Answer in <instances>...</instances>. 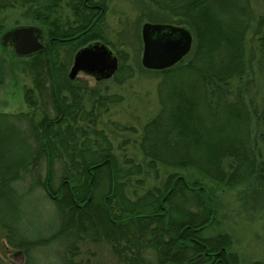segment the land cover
Here are the masks:
<instances>
[{
  "label": "trees",
  "instance_id": "obj_1",
  "mask_svg": "<svg viewBox=\"0 0 264 264\" xmlns=\"http://www.w3.org/2000/svg\"><path fill=\"white\" fill-rule=\"evenodd\" d=\"M21 1L18 3L22 5L31 0ZM150 1L173 14L177 18V21H173L174 24L188 27L192 40L196 41L199 48L195 55L199 61L205 62L206 67L195 66L188 60L189 62H179L172 67L158 70L164 75L166 82L170 83L159 84L157 90L161 88L168 101L181 93L183 102L175 101L161 106L150 123L145 124V146L142 154L146 159V168L152 170L159 165L186 169L194 171L203 181L222 186L229 185L230 181L243 182L250 179L252 170L248 154L239 138L230 135L233 115L229 113L231 115L227 117L230 118L228 122L203 106V99L215 74L213 59L217 55L222 58L217 68L228 65V55L231 54L228 45L233 42L229 44V37L223 33L226 32L227 23H218L215 29L223 36L221 40L212 43L211 36L200 38L202 35L199 29L202 23L209 21L212 8L218 5L215 1H223L220 3L223 4L227 0ZM244 2L246 4L247 0H241L234 6L230 4L231 9L242 8L241 4L244 5ZM11 4L13 3L0 0V8ZM37 5H40L39 2ZM78 5L79 7L74 6L72 10L80 26L62 29L51 24V28L45 31L50 38L49 51L37 52L23 60L32 77L34 76L33 84L37 94L47 89L45 81H49L48 97L54 115L49 116L42 108L40 117L34 119L33 111L26 121V130L17 126L19 115L15 121H7L5 114L0 115V229L7 232L10 244L23 247L27 254V247L34 246L32 244L37 240L44 242L59 237L64 240L60 264H81L69 255L74 253L77 242L85 237L109 244L116 259L123 264H149L144 257L147 250L154 252L156 264H232L224 236L217 234L206 237L201 234V231L214 222L213 194L204 182L199 179L189 181L182 174L169 173L164 179L161 191L155 196L154 204L144 210L138 209L122 193L123 182L115 180L116 162L108 138L95 128L92 132L98 135L99 142L86 136V127L82 121L87 113L85 110L76 112L75 109L82 101L81 90L66 78V66L58 65L55 51L60 45H73L76 50L94 39H100L107 46L108 42L93 29L94 25L78 33L86 29L85 23L91 21L89 11L81 3ZM32 7L31 10L42 21L44 14L40 13L41 9L34 3ZM100 19L102 18L97 19V22ZM71 29L73 32H70ZM62 38L71 39L59 40ZM118 70L111 77L114 81L120 73ZM62 93L69 95L70 102L65 101ZM26 94L27 104L38 109L34 90L28 89ZM67 119L71 121L65 124ZM62 123L65 125L62 126ZM160 124H164L165 128L158 132L155 127ZM190 131L196 135L192 139L188 138L191 136ZM215 136L214 143L212 137ZM96 144L100 146L93 148ZM63 155L67 156V162L63 165L64 172L58 186L53 189L52 164ZM215 159L222 162L229 159L227 176L223 169L220 171L221 175H215L211 171ZM41 160L45 164L42 177L33 172L39 167ZM25 173H31L30 182L25 181ZM98 182L102 186L100 185L101 189L95 195L93 190ZM36 186L57 207L56 211L61 218L58 228L46 239L40 236L27 239L19 233L18 206L14 204V195L20 196L18 203L31 206L25 196ZM0 264L4 263L0 260Z\"/></svg>",
  "mask_w": 264,
  "mask_h": 264
},
{
  "label": "rangeland",
  "instance_id": "obj_2",
  "mask_svg": "<svg viewBox=\"0 0 264 264\" xmlns=\"http://www.w3.org/2000/svg\"><path fill=\"white\" fill-rule=\"evenodd\" d=\"M6 1L13 4L0 8V33L13 23H37L45 31L51 28V24L62 29L80 26L78 19L68 10L71 2L66 0H31L41 9L40 13L44 14L45 20L42 21L31 10L33 8L31 1L22 5L18 3L22 2L21 0ZM99 1L105 5L106 11L96 24L95 30L97 29L101 37L107 40L112 52L118 55L117 57L115 54L116 70L119 69L120 73L117 74L115 81L111 79L112 76L108 79L95 80L82 73H78L70 80L81 90L82 101L75 109L76 112L85 110L87 113L82 121L86 127V136L99 142L98 135L92 132L95 128L101 130L108 138L116 162L115 180L123 182L122 193L130 204L138 209L144 210L154 204L155 196L159 190L161 191L164 179L169 173L182 174L189 181L199 179L204 182L213 194L214 222L201 231V234L206 237L217 234L224 236L232 264H264V0H247L246 4L245 2L244 5L241 4L243 7L240 9L231 7L241 0H227L223 4H220L223 1H215L218 4L213 7L216 12L212 8L209 21L202 23L199 29L202 35L200 38L211 36L212 43L221 40L223 36L215 29L218 23L223 22L225 25L227 23L226 32L221 31L229 37V44L233 42L232 45H228V49H231L228 65L217 68L222 58L217 55L213 59L216 66L215 74L211 78L213 82L207 86V95L203 99L204 108L217 113L221 119L229 122L230 118L227 117L233 115L230 135L239 138L251 163L250 179L243 182L230 181L227 186L203 181L194 171L186 169L159 165L152 170L146 168V159L142 154L145 146L143 138L146 135L145 124L152 120L161 106L175 101L183 102V99L180 97L181 93L174 95L176 98L169 101L167 97L164 98L162 89L158 91L157 86L169 84L170 81L166 82L164 75L158 70H149L141 65L140 27L144 22L174 24L173 21H177V18L150 0ZM37 2L40 5H37ZM175 25L188 29L184 24ZM72 46L60 45L55 51L58 65L66 66L65 76L72 56L77 50ZM198 49L196 41L192 40L189 51L172 66L189 60L195 66L205 68V62L199 61L195 55ZM25 59L26 57L15 56L0 46V115L5 114L7 121H15L19 115L17 126L22 130H26V121L32 116L33 111L34 119L40 117L42 108L49 116L54 115L48 97L49 81H45L47 89L37 94L33 84L34 76L32 77L27 65H24ZM28 89L34 90L38 109L27 104ZM62 95L66 102H70L69 95L64 93ZM70 121L67 119L65 124ZM65 124L62 123V126ZM163 128L164 124L155 127L158 132ZM204 133L207 134L206 131ZM194 136L196 135L191 132L188 138L192 139ZM212 138H214L212 142L215 143L216 136ZM29 142L32 143L31 139ZM97 146L100 144L94 145L93 148ZM228 161L229 159H224L223 162L216 160L210 168L211 171L215 175H221L220 171L223 169L227 176ZM65 162L67 156L63 155L52 164L53 189L59 184ZM33 172L42 177L45 172L44 161L41 160L39 167ZM30 174H24L25 181L30 182ZM100 185L98 182L94 187V194L101 189ZM30 191L25 198L26 201L29 200L31 206L18 203L20 196L17 194L13 198L15 206L16 204L18 206L19 233L27 239L38 236L46 239L58 228L60 214L40 187L36 186ZM94 198L97 199L96 196ZM6 235L7 232L0 229V260L4 264H60L64 240H60L59 237L44 242L37 240L32 244L34 246L27 247V254L23 247L18 248L17 243L15 244L17 247L10 244ZM89 238L85 237L81 240L84 242H77L74 253L69 257L80 261L81 264H123L116 259L109 244L99 240L92 241ZM144 255L149 264H156L153 251L147 250Z\"/></svg>",
  "mask_w": 264,
  "mask_h": 264
},
{
  "label": "water",
  "instance_id": "obj_3",
  "mask_svg": "<svg viewBox=\"0 0 264 264\" xmlns=\"http://www.w3.org/2000/svg\"><path fill=\"white\" fill-rule=\"evenodd\" d=\"M140 39L141 65L149 70H161L175 64L189 51L192 35L181 26L144 22L140 27ZM0 46L19 57L48 51L40 27L34 24H16L3 30ZM116 68L114 52L104 43L93 41L74 52L66 76L73 80L82 73L95 80L108 79Z\"/></svg>",
  "mask_w": 264,
  "mask_h": 264
},
{
  "label": "flooded vegetation",
  "instance_id": "obj_4",
  "mask_svg": "<svg viewBox=\"0 0 264 264\" xmlns=\"http://www.w3.org/2000/svg\"><path fill=\"white\" fill-rule=\"evenodd\" d=\"M67 2H71L70 3V6H68L69 8H68V10H70V12H71V14H73L74 16H75V14H74V11H72V8L75 6H77V7H79V3H81V5L83 6V8L84 9H86V10H88L89 12H88V15H90V17H91V21H89L88 22V24L87 23H85V25H86V29H84V30H81L80 32H78V33H82V32H84V31H86V30H88L89 28H91L93 25V29L95 30V28H96V24H98V22H97V19H99V18H101V16L105 13V11H106V7H105V5L103 4L102 5V2L101 1H99V0H66ZM75 4V5H74ZM153 23H159V22H153ZM16 24H25V23H13V24H11V25H9V26H7V27H5L3 30H5V29H7L8 27H10V26H13V25H16ZM26 24H34V25H37L38 27H40V29H41V31H42V34H43V42H45V43H47V45H48V51H49V39L50 38H48L47 36H46V34H45V30L43 29V27L41 26V25H39V24H37V23H26ZM168 24H172V23H168ZM172 25H175V24H172ZM176 26H178V25H176ZM97 30V29H96ZM72 37H74V36H72ZM68 39H71V38H62V39H59V40H68ZM93 41H99V42H102V43H104L103 41H101L100 39H94V40H90V41H88L87 43H85V45L86 44H88V43H90V42H93ZM105 44V43H104ZM106 45V44H105ZM84 46V45H83ZM80 48V47H79ZM47 51V52H48ZM43 52V51H42ZM44 52H46V51H44ZM218 260V259H217ZM216 260V261H217Z\"/></svg>",
  "mask_w": 264,
  "mask_h": 264
}]
</instances>
